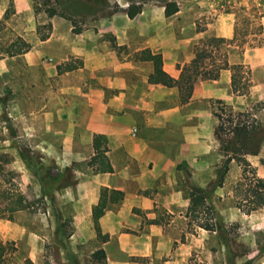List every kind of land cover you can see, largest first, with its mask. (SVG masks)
I'll return each mask as SVG.
<instances>
[{"label":"rangeland","instance_id":"374dc122","mask_svg":"<svg viewBox=\"0 0 264 264\" xmlns=\"http://www.w3.org/2000/svg\"><path fill=\"white\" fill-rule=\"evenodd\" d=\"M61 1H65L67 9L75 8L80 12L90 3V0ZM167 1L169 0H107L114 9H125L129 4H137L141 6L140 13L158 12L155 13V27L160 32L159 42L165 51L173 48L174 38L182 41L183 47L179 54L181 58L192 54L195 45L206 46L212 52L215 66L225 61L241 63L244 73L234 95L227 91L226 98L208 99L203 106L210 111L209 118L214 124L211 120L208 125H213L212 147L206 158L208 165L193 171L194 177H199L200 180L193 181L190 173L186 175L184 168H178L185 175L184 182H179L178 185L184 186L188 192L191 185L199 186L201 183L206 190L207 203L220 216L222 224L221 215L224 217L225 225H222L221 230L208 231L197 227L196 222L189 217L186 231L193 234L194 241L192 255L188 260H174L173 253L168 250L171 246L164 244L154 246L158 259H154L151 264H264V208L245 214L237 205V184L241 180L242 168L235 159L229 162V169L224 177L221 180L217 177L216 170L224 160V153L215 134V113L222 116L225 126L230 124L229 120H232V125L237 120L255 124L257 132L252 139L237 140L230 135H221L222 146L229 148L231 156L242 155L254 168L257 176L264 178V90L261 88L264 84V0H174L181 12L163 18L159 13ZM51 3L54 4V1L51 0ZM35 4L39 7L36 15ZM39 4V0H0V17L5 10L9 11L10 16L7 21V37L19 35L31 47L36 44V48H40L35 32L36 24H51V43L44 45V54L41 51L40 54L35 53L39 57L34 60L35 64L28 66L21 57L17 59V76L33 75L40 79V85L35 88V99H41L45 94L47 88L41 84V78L53 71L52 66L55 65L56 70L60 66L61 70L57 72L62 73L65 71V64L78 65L81 62L69 57L67 61L56 65L75 48L106 46L113 50L109 39L112 35L115 38L117 33L128 39L118 57L134 60V50L141 45L136 32L142 23L141 17L130 19L121 10L100 18L74 13L69 19L59 14L48 17ZM193 5L201 10L195 18L190 17ZM220 15H226L229 25L232 24L229 36L203 35L193 38L195 33L204 31L207 24ZM75 28L80 30L79 33L74 31ZM212 37L222 38L223 41L208 42ZM115 42H118L116 38ZM45 63L48 70L43 66ZM7 67L10 68V65ZM176 67L181 66L176 64ZM4 70L5 67L2 66L0 72H5ZM13 72L16 76L15 70ZM201 77L209 79L206 73H202ZM50 78L57 79V76L52 75ZM21 94L20 89L12 93L7 85H0V240L14 244L16 252L13 257L17 262L29 258L34 264H106V259L101 261L92 256L94 251L103 248V243L97 239L92 223L85 220V214L75 210L80 204L78 197L73 196L72 191L66 195L65 187L74 184L72 175L65 169H59L43 151L30 148L25 137H16L17 130H25L19 124L21 115L29 113V106L21 98L25 95ZM196 107L203 109L201 105ZM234 148H239L240 152L256 150V154L234 153ZM19 151L30 161L29 166L26 164L31 174L30 180L22 177L18 170H5L4 166H8L14 157L24 162ZM14 191L22 193L30 207L10 211V194ZM200 216L202 220L210 217L204 214ZM165 218L162 217V220ZM188 220L191 222L188 223ZM126 231L131 233L130 229ZM184 236L180 237L183 243ZM106 248L114 263L121 264L122 260H126L129 264H150L140 257L123 256L115 252L113 244Z\"/></svg>","mask_w":264,"mask_h":264},{"label":"crops","instance_id":"0c3cea01","mask_svg":"<svg viewBox=\"0 0 264 264\" xmlns=\"http://www.w3.org/2000/svg\"><path fill=\"white\" fill-rule=\"evenodd\" d=\"M191 9L190 17L199 16L201 10L194 5ZM180 12L178 8L173 15ZM155 13L142 11L133 17H141L142 21L136 31L141 45L134 52L148 48L160 53L163 70L177 78L194 50L181 58L183 44L176 38L170 51L162 49ZM160 14L165 18L163 7ZM229 23L226 15H220L193 38L229 36L232 32ZM115 36L117 45L127 44L125 35ZM51 40L52 35L45 41L38 39L40 48L35 44L23 55L0 59V69L5 67V72H0V85H7L12 93L22 90L25 97L21 98L29 106L28 115H21L19 120L25 130H17L16 137H25L30 148L43 151L59 169L72 175L74 184L65 187L66 195L72 191L78 197L80 204L75 210L84 213L87 222L92 223L91 209L102 190L123 193L122 200L107 205L98 221L103 234L108 235L102 246L106 264H120L109 257L106 246L110 244L115 252L140 257L150 264L158 259L154 246L164 244L171 246L168 250L174 260H188L194 238L186 231L189 199L185 187L178 185L185 180L178 168H184L185 174L190 173L195 181L200 179L194 177L193 171L208 165L206 158L212 147L214 122L209 118L210 111L203 106L208 99L226 98L227 91L234 95L229 69H222L215 79L205 80L200 75L189 101L181 104L176 88L148 83L151 62L121 59L106 46H85L75 48L56 64L73 57L81 61L76 68L58 73L55 65L52 66L53 71L41 78V84L47 88L45 94L35 99L40 79L33 75L17 76V59L21 57L28 66L35 64L34 60L39 59L35 53L44 54V45H49ZM176 64L181 67L177 68ZM43 66L48 70L46 63ZM52 75L57 79H51ZM261 88L264 90V84ZM211 120L212 127L208 126ZM94 135L103 138L102 148L111 172H94L88 165L94 154ZM4 167L7 171L18 170L22 177L31 179L28 167L17 157ZM162 217L166 218L162 220ZM151 220L155 223H149ZM183 234L185 243L180 240ZM121 264L129 261L122 260Z\"/></svg>","mask_w":264,"mask_h":264},{"label":"trees","instance_id":"16d2710c","mask_svg":"<svg viewBox=\"0 0 264 264\" xmlns=\"http://www.w3.org/2000/svg\"><path fill=\"white\" fill-rule=\"evenodd\" d=\"M39 0L40 7H42L44 13L48 17L55 15H61L64 18L71 14L87 15L91 18H100L109 16L117 11H123L128 18L135 17L141 11V6L137 4H129L125 9L117 7L114 9L109 6L107 0H90V3L82 9L81 12L75 8L67 9L64 5L65 1L53 0ZM68 7V6H67ZM38 5L34 6V14L38 12ZM74 9V10H72ZM76 10V11H75ZM178 11V4L174 0H169L163 4V14L165 17H169ZM10 19L9 11L5 10L0 17V59L5 57H14L23 55L31 49V45L26 42L19 35L7 37V21ZM74 29V27H73ZM79 33L80 30H75ZM35 32L40 41H45L49 38L51 33V24L37 23ZM222 38H209L208 42H221ZM111 48L119 55L120 50L124 46H119L115 42V38L112 35L109 39ZM132 58L139 61H149L152 63V71L148 74L147 81L150 84H160L165 87H174L178 92V99L181 104L189 101L193 87L198 77L202 73H206L209 78L215 79L218 77L219 72L222 69L230 70V86L233 91H237L239 84L243 78V66L241 63H228L225 61L219 66H215L212 60V52L208 50L206 46L195 45L193 51V57L188 63L182 65L179 75L177 78L171 77L167 72L163 70L162 56L160 53H153L148 48L141 49L134 52ZM208 59V62H207ZM65 71L72 70L77 65L65 64ZM61 67L57 66V71L60 72ZM217 120L215 134L221 145V151L224 153V160L221 162L220 167L216 170L217 177L221 180L228 171L229 162L235 159L236 162L241 166V180L237 184L239 198L237 199V205L242 208L245 214L255 211L259 208H264V178L257 176L254 168L250 163L241 156H231L229 154V148L225 145L222 146L223 140L221 135H230L231 138L237 140H248L252 139L257 132V127L253 123H246L240 120L235 121L232 125L225 126L224 119L220 114L215 113ZM227 127V128H226ZM102 136L94 135L93 137V156L88 161V165L92 167L94 172H111L112 168L109 164L108 158L105 155V150L102 148ZM234 153H239V148H234ZM256 154V150L251 152H240V154ZM21 158L24 160L27 166L30 165L29 159L24 156L22 151H19ZM67 171V170H66ZM123 193L118 190H102L97 203L91 209L92 225L95 231V235L100 242L104 243L108 240V235L103 234L99 227V218L103 215L108 204H115L122 200ZM189 204L186 209L187 218L191 217L192 221H195L196 226L208 231H215L222 229L221 218L217 212L209 206L206 201V190L200 186L191 185L188 191ZM10 202L12 204L10 211H17L27 209L30 207L29 201L19 191L11 192ZM200 214L208 215L210 217L202 220ZM198 219V220H197ZM188 220V223L191 222ZM149 223H155L151 220ZM16 247L12 242L0 240V264H34L29 258H24L20 262L14 260V254ZM92 256L105 261V252L102 248L97 249L92 253Z\"/></svg>","mask_w":264,"mask_h":264}]
</instances>
